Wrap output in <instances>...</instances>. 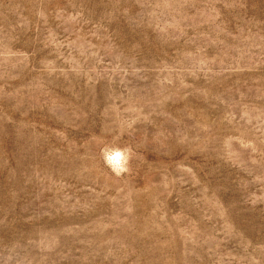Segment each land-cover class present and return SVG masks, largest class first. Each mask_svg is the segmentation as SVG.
<instances>
[{
  "label": "rangeland",
  "instance_id": "obj_1",
  "mask_svg": "<svg viewBox=\"0 0 264 264\" xmlns=\"http://www.w3.org/2000/svg\"><path fill=\"white\" fill-rule=\"evenodd\" d=\"M0 264H264V0H0Z\"/></svg>",
  "mask_w": 264,
  "mask_h": 264
},
{
  "label": "clouds",
  "instance_id": "obj_2",
  "mask_svg": "<svg viewBox=\"0 0 264 264\" xmlns=\"http://www.w3.org/2000/svg\"><path fill=\"white\" fill-rule=\"evenodd\" d=\"M131 151L127 147L106 146L101 153L103 163L114 174L120 175L128 170Z\"/></svg>",
  "mask_w": 264,
  "mask_h": 264
}]
</instances>
